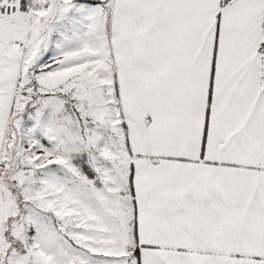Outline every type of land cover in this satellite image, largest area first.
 Here are the masks:
<instances>
[{
	"label": "snow or ice",
	"instance_id": "6c2138e0",
	"mask_svg": "<svg viewBox=\"0 0 264 264\" xmlns=\"http://www.w3.org/2000/svg\"><path fill=\"white\" fill-rule=\"evenodd\" d=\"M0 264H264V0H0Z\"/></svg>",
	"mask_w": 264,
	"mask_h": 264
}]
</instances>
